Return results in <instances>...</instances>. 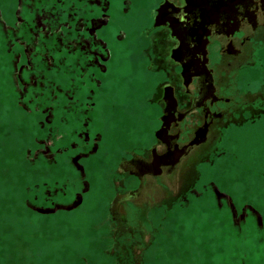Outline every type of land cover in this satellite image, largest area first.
<instances>
[{
  "label": "rangeland",
  "instance_id": "obj_1",
  "mask_svg": "<svg viewBox=\"0 0 264 264\" xmlns=\"http://www.w3.org/2000/svg\"><path fill=\"white\" fill-rule=\"evenodd\" d=\"M153 1L0 0V264H264V34L154 174L178 79Z\"/></svg>",
  "mask_w": 264,
  "mask_h": 264
},
{
  "label": "flooded vegetation",
  "instance_id": "obj_2",
  "mask_svg": "<svg viewBox=\"0 0 264 264\" xmlns=\"http://www.w3.org/2000/svg\"><path fill=\"white\" fill-rule=\"evenodd\" d=\"M152 10L153 31L163 36L178 79L163 89L155 133L162 149L151 151L150 170L156 174L183 155L180 126L188 115H201L195 119L196 139L221 116L219 106L228 100L220 94L214 68L242 65L247 45L256 57L264 34V0H154Z\"/></svg>",
  "mask_w": 264,
  "mask_h": 264
}]
</instances>
